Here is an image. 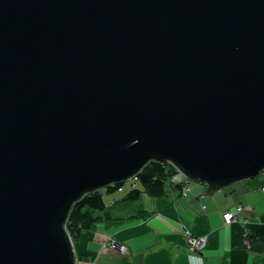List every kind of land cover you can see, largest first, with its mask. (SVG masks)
<instances>
[{
    "label": "water",
    "instance_id": "obj_1",
    "mask_svg": "<svg viewBox=\"0 0 264 264\" xmlns=\"http://www.w3.org/2000/svg\"><path fill=\"white\" fill-rule=\"evenodd\" d=\"M149 162L264 171V0H0V264H75L72 205Z\"/></svg>",
    "mask_w": 264,
    "mask_h": 264
},
{
    "label": "crops",
    "instance_id": "obj_2",
    "mask_svg": "<svg viewBox=\"0 0 264 264\" xmlns=\"http://www.w3.org/2000/svg\"><path fill=\"white\" fill-rule=\"evenodd\" d=\"M121 185L102 193L111 220L93 224L73 241L75 264H264V253L251 252L244 233L264 226V171L251 179L231 183L214 194H199L203 183H192L186 194L169 188L165 196L140 189L135 200L124 197L132 189ZM225 212L235 220L222 224ZM183 227L206 236L198 253L189 250ZM127 246V252L107 244Z\"/></svg>",
    "mask_w": 264,
    "mask_h": 264
},
{
    "label": "trees",
    "instance_id": "obj_3",
    "mask_svg": "<svg viewBox=\"0 0 264 264\" xmlns=\"http://www.w3.org/2000/svg\"><path fill=\"white\" fill-rule=\"evenodd\" d=\"M176 172L170 164L163 165L149 162L138 172L137 181L142 185L144 191L153 197L165 196L169 188L179 190L182 194L185 183L173 180ZM119 187L121 186H108L106 191L113 192ZM139 192L138 187H132L124 197L135 200ZM109 220H111L110 213L104 198H102L101 190L93 191L83 195L80 200L72 205L65 227L73 242L84 230L91 228L93 224ZM246 238L247 247L251 252L264 253V226L256 230L253 235L248 234Z\"/></svg>",
    "mask_w": 264,
    "mask_h": 264
},
{
    "label": "built area",
    "instance_id": "obj_4",
    "mask_svg": "<svg viewBox=\"0 0 264 264\" xmlns=\"http://www.w3.org/2000/svg\"><path fill=\"white\" fill-rule=\"evenodd\" d=\"M174 181H178V182H183L185 183V186H183L182 188V193L186 194L189 189V183L186 181V179L184 178V176L181 173H176V175L173 177ZM133 186V185H132ZM261 190H264V186L262 187ZM235 214L234 213H230V212H225L222 215V224L223 225H228L230 224L232 221L235 220ZM183 233H184V237L186 238V244L187 247H189V250H191L194 253H198L199 251H201L202 248H204L203 246L206 243V236L204 235H195L193 234L191 231H189L187 228L183 227ZM245 236V242L247 245V233H244ZM107 244L111 245V246H116V241L114 240H110L109 242H107ZM248 246V245H247ZM119 250H121L122 252H127V246L124 244L119 245Z\"/></svg>",
    "mask_w": 264,
    "mask_h": 264
},
{
    "label": "rangeland",
    "instance_id": "obj_5",
    "mask_svg": "<svg viewBox=\"0 0 264 264\" xmlns=\"http://www.w3.org/2000/svg\"><path fill=\"white\" fill-rule=\"evenodd\" d=\"M176 173H178V172H176ZM185 178V177H184ZM186 179V178H185ZM131 180H127V181H125L124 182V184L125 185H129V182H130ZM186 181L189 183V186L192 184V183H198V182H192V181H190L189 179H186ZM200 183V182H199ZM124 184H123V186H124ZM106 187H103L102 189H101V192L103 193V194H105L104 196H106V193H108V191H106ZM118 189H115V190H113V192H115V191H117ZM113 192H109L108 194H113Z\"/></svg>",
    "mask_w": 264,
    "mask_h": 264
},
{
    "label": "bare ground",
    "instance_id": "obj_6",
    "mask_svg": "<svg viewBox=\"0 0 264 264\" xmlns=\"http://www.w3.org/2000/svg\"><path fill=\"white\" fill-rule=\"evenodd\" d=\"M130 180H131V181H134V182L131 183V186L133 185V186H132L133 188L136 187L135 185H136V183L138 182V181H137V177H134V178H132V179H130ZM182 194H183V193H182ZM183 235H184V233H183ZM110 240H111V238L108 239V242H109ZM112 240H113V239H112ZM114 241H116V243H117L115 247H117V248L119 249V245H121L122 243L117 242V240H114ZM112 247H114V246H112ZM73 248H74V247H73ZM120 251H121V250H120ZM121 252H122V251H121ZM123 253H124V252H123ZM125 253H126V252H125Z\"/></svg>",
    "mask_w": 264,
    "mask_h": 264
}]
</instances>
